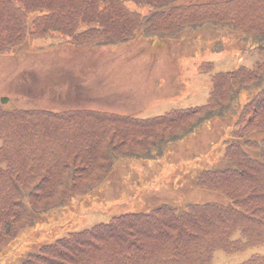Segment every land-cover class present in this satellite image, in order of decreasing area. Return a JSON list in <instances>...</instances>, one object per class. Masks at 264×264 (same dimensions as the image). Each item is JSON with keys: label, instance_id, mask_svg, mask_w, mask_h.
<instances>
[{"label": "trees", "instance_id": "obj_1", "mask_svg": "<svg viewBox=\"0 0 264 264\" xmlns=\"http://www.w3.org/2000/svg\"><path fill=\"white\" fill-rule=\"evenodd\" d=\"M206 26L215 34L212 52L223 50L224 40L264 48V0H0V54L50 32L70 48L93 50L143 37L181 38ZM211 83L205 105L146 118L88 105L11 109L4 97L0 256L52 211L101 196L118 162L161 159L171 143L230 117L223 165L194 179L226 202L121 213L39 245L22 264H212L217 250L264 243V60L218 72ZM242 264H264V256Z\"/></svg>", "mask_w": 264, "mask_h": 264}, {"label": "rangeland", "instance_id": "obj_2", "mask_svg": "<svg viewBox=\"0 0 264 264\" xmlns=\"http://www.w3.org/2000/svg\"><path fill=\"white\" fill-rule=\"evenodd\" d=\"M204 34L208 39L215 37L211 29H206ZM51 37L56 36L48 35L32 46L53 42ZM169 37L140 38L93 50L61 44L34 51L23 45L19 53L0 55V102L6 96L10 98V108H29L34 106L32 103L54 110L88 105L150 117L172 109L203 105L212 89L213 74L241 66L255 67L264 60L262 47L244 50L234 41L228 51L209 52L198 37L192 41L184 36L173 43ZM204 62H211L213 66L202 67ZM233 127L231 123L223 125L219 119L207 122L188 137L195 140L188 150L183 149L188 156L172 157L171 163L165 157L125 165L127 169L123 170L122 177L108 186L103 195L79 202L78 207L72 204L65 210H54L46 219L20 233L4 249L0 264H22L25 247L51 243L69 232L121 213L145 212L161 203L226 202L224 196L215 192L194 189L186 194L182 191L184 180L191 178L187 185L191 184L203 164L223 165L222 141ZM123 177L125 180L121 181ZM256 253L264 254V244L235 254L219 251L213 264H240Z\"/></svg>", "mask_w": 264, "mask_h": 264}]
</instances>
